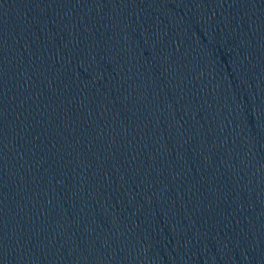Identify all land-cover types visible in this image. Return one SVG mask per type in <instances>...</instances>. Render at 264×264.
<instances>
[{
    "label": "water",
    "instance_id": "1",
    "mask_svg": "<svg viewBox=\"0 0 264 264\" xmlns=\"http://www.w3.org/2000/svg\"><path fill=\"white\" fill-rule=\"evenodd\" d=\"M0 264H264V0H0Z\"/></svg>",
    "mask_w": 264,
    "mask_h": 264
}]
</instances>
